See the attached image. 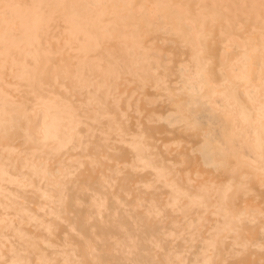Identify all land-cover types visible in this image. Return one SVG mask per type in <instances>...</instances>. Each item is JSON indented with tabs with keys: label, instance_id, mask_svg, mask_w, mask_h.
<instances>
[{
	"label": "bare ground",
	"instance_id": "bare-ground-1",
	"mask_svg": "<svg viewBox=\"0 0 264 264\" xmlns=\"http://www.w3.org/2000/svg\"><path fill=\"white\" fill-rule=\"evenodd\" d=\"M0 264H264V0H0Z\"/></svg>",
	"mask_w": 264,
	"mask_h": 264
}]
</instances>
